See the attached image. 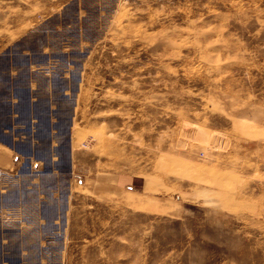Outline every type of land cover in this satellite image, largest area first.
<instances>
[{
  "label": "rangeland",
  "instance_id": "obj_1",
  "mask_svg": "<svg viewBox=\"0 0 264 264\" xmlns=\"http://www.w3.org/2000/svg\"><path fill=\"white\" fill-rule=\"evenodd\" d=\"M15 108L0 264H264V0H0Z\"/></svg>",
  "mask_w": 264,
  "mask_h": 264
},
{
  "label": "crops",
  "instance_id": "obj_2",
  "mask_svg": "<svg viewBox=\"0 0 264 264\" xmlns=\"http://www.w3.org/2000/svg\"><path fill=\"white\" fill-rule=\"evenodd\" d=\"M13 99H14V103H17V104L19 103V99H17L16 97H13ZM7 117H8V124L7 125L0 124V126H39V125H37L38 119H37L36 114L31 116L25 124H22L21 123L22 122V120H21L22 114L20 112H18L16 108L14 110L12 109V112L10 114H8ZM36 121H37V123H36ZM23 139L24 138L21 134H20L19 138L15 136L16 145H18L17 142L21 143L23 141ZM5 156H4V158H5Z\"/></svg>",
  "mask_w": 264,
  "mask_h": 264
}]
</instances>
